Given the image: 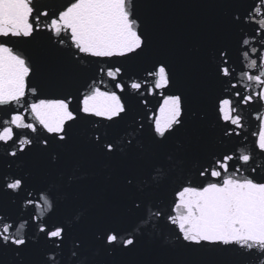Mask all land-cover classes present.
I'll return each instance as SVG.
<instances>
[{
    "label": "snow or ice",
    "instance_id": "obj_1",
    "mask_svg": "<svg viewBox=\"0 0 264 264\" xmlns=\"http://www.w3.org/2000/svg\"><path fill=\"white\" fill-rule=\"evenodd\" d=\"M246 2L243 13L233 12L225 25L237 33L235 48L219 44L207 54L219 85L213 126L222 140L237 139V146L206 152L196 162L195 178H186L165 212L149 196L160 186L163 165L151 163L153 153L145 146L155 152L175 144L184 153L178 137L207 120V113L191 108L183 92L172 91L173 64L152 52L133 0H65L59 6L0 0V147L7 168L33 151L57 167L74 134L89 125L95 131L88 142L102 158L139 156L149 166L145 176L127 169L119 183L136 223L131 228L92 226L105 252L132 250L136 233L153 223L176 232L187 245L215 246L238 252L246 264H264V163H257L264 161V0ZM36 34L85 74L75 96L28 99L37 96V89L28 87L32 67L16 45L31 43ZM133 62L144 65L142 74L130 71ZM91 65L97 66L89 72ZM149 96L162 98L152 111L147 110ZM249 109L258 130L245 134ZM241 142L247 150L240 151ZM0 193L13 202L23 197L18 212L6 210L0 201V251L11 252L14 264H92L86 232L73 235L82 223L58 218L51 188L30 186L25 176L0 170Z\"/></svg>",
    "mask_w": 264,
    "mask_h": 264
},
{
    "label": "water",
    "instance_id": "obj_2",
    "mask_svg": "<svg viewBox=\"0 0 264 264\" xmlns=\"http://www.w3.org/2000/svg\"><path fill=\"white\" fill-rule=\"evenodd\" d=\"M64 2L37 0L38 6H59ZM246 7V0H133V12L149 37L152 52L157 58L173 64L175 87L172 91L183 92L191 108L207 113V120L188 127L178 137V141L185 145L184 153H178L175 144L155 152L145 146L148 152L153 153L151 163L163 165L160 186L151 189L149 196L165 212L172 204L175 191L185 183L186 178H195L196 162L206 152L221 153L237 146V139L222 140L220 130L213 126L212 105L219 95V85L214 79L207 54L219 44L235 48L237 33L228 30L225 25L233 12L243 13ZM255 46L260 47L259 43ZM16 50L28 56L32 67L28 87L36 88L37 96L29 95L30 101L75 96L84 83L85 74L64 52L56 51L44 35L36 34L31 43L17 44ZM96 66H88L89 72ZM129 67L130 71L142 74L144 65L133 62ZM148 101L147 110L152 111L158 108L162 98L149 96ZM251 111L244 112L245 134L258 130V122L249 119ZM93 131L95 129L89 125L80 127L55 168L33 151L8 169L6 159L2 158L3 148L0 147V170L25 176L30 186L51 188L58 218L69 224L82 223V228L74 229L73 235L85 231L87 250L121 264H246V258L238 252L215 246L200 248L187 245L177 239L176 232L163 224L154 226L153 223L136 233L138 242L132 250L105 252L93 237L96 228L92 226L118 224L121 228H131L136 223L137 216L128 211L129 201L121 192L119 183L127 169H136L141 176H145L149 166L139 156L131 158L121 154L114 160L102 158L88 142ZM245 150L241 142L240 151ZM169 155L173 160L169 161ZM181 159L183 164L179 163ZM257 163L264 161L258 159ZM173 164L170 170L169 165ZM152 175L157 173L153 171ZM19 199L15 201L17 205Z\"/></svg>",
    "mask_w": 264,
    "mask_h": 264
}]
</instances>
